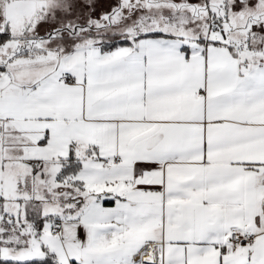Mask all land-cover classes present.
Segmentation results:
<instances>
[{
  "label": "snow or ice",
  "instance_id": "obj_1",
  "mask_svg": "<svg viewBox=\"0 0 264 264\" xmlns=\"http://www.w3.org/2000/svg\"><path fill=\"white\" fill-rule=\"evenodd\" d=\"M0 264H264V0H0Z\"/></svg>",
  "mask_w": 264,
  "mask_h": 264
}]
</instances>
